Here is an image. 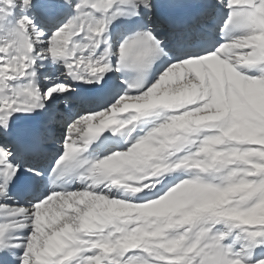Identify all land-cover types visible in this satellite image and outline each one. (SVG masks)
Masks as SVG:
<instances>
[{
  "label": "snow or ice",
  "instance_id": "1",
  "mask_svg": "<svg viewBox=\"0 0 264 264\" xmlns=\"http://www.w3.org/2000/svg\"><path fill=\"white\" fill-rule=\"evenodd\" d=\"M0 264H264V0H0Z\"/></svg>",
  "mask_w": 264,
  "mask_h": 264
},
{
  "label": "bare ground",
  "instance_id": "2",
  "mask_svg": "<svg viewBox=\"0 0 264 264\" xmlns=\"http://www.w3.org/2000/svg\"><path fill=\"white\" fill-rule=\"evenodd\" d=\"M12 19H14V17Z\"/></svg>",
  "mask_w": 264,
  "mask_h": 264
}]
</instances>
